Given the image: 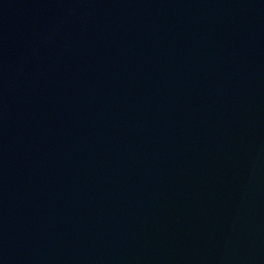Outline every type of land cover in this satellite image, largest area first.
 I'll use <instances>...</instances> for the list:
<instances>
[{
	"label": "water",
	"instance_id": "obj_1",
	"mask_svg": "<svg viewBox=\"0 0 264 264\" xmlns=\"http://www.w3.org/2000/svg\"><path fill=\"white\" fill-rule=\"evenodd\" d=\"M0 264H264V0H0Z\"/></svg>",
	"mask_w": 264,
	"mask_h": 264
}]
</instances>
